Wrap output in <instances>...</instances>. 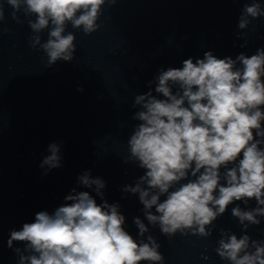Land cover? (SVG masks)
I'll use <instances>...</instances> for the list:
<instances>
[{"label":"clouds","instance_id":"clouds-1","mask_svg":"<svg viewBox=\"0 0 264 264\" xmlns=\"http://www.w3.org/2000/svg\"><path fill=\"white\" fill-rule=\"evenodd\" d=\"M5 2L17 23V13L23 11L33 33L31 46H39L52 66L74 59L76 38L66 32L67 25L85 35L96 32L102 6L116 0ZM261 16L264 5L258 0L245 3L238 28L246 29ZM4 18L0 3V21ZM46 30L48 38L42 42ZM132 107L138 109L132 116L138 123L128 139L129 160L144 174L123 191L138 195L143 205L148 224L133 218L140 239L126 230L119 203L104 198L106 182L86 170L77 184L92 189L102 202L73 188L51 213L38 211L33 222L11 230L7 246L23 244V249L14 248L17 264H163L160 244L148 225L168 237L177 232L208 237L209 226L230 204L247 205L253 199L255 208L244 210L237 204L231 210L244 233L238 238L221 229L215 251L229 264H264V241L247 234L248 226L259 225L264 217V47L235 58L205 51L202 58L185 59L180 68H161ZM47 152L39 165L45 174L62 166L61 143H50Z\"/></svg>","mask_w":264,"mask_h":264},{"label":"water","instance_id":"water-1","mask_svg":"<svg viewBox=\"0 0 264 264\" xmlns=\"http://www.w3.org/2000/svg\"><path fill=\"white\" fill-rule=\"evenodd\" d=\"M251 2H106L96 32L85 35L67 25L66 32L76 38L74 59L49 66L43 50L31 46L33 33L23 11L17 13V23L12 8L0 0L5 12L0 21V264H17L14 248L23 249L21 242L7 246L10 231L33 222L38 211L51 213L71 189L89 191L97 203L102 202L92 189L77 184L86 170L106 182L104 198L119 203L126 230L140 239L133 218L148 224L143 205L138 195L123 191L144 174L129 160L128 139L138 123L132 119L138 110L132 107L134 99L149 90V81L161 68H180L185 59L202 58L205 51L235 58L264 47V16L252 19L246 29L238 28L244 4ZM258 2L264 5V0ZM41 37L42 42L47 40V30ZM80 87L82 92L77 91ZM52 142L61 143L62 166L45 174L39 165ZM237 204L244 210L257 206L254 199L247 205L230 204L209 226L208 237L191 232L168 237L158 226L148 225L149 234L160 244L163 264H229L215 249L221 229L238 238L244 233L231 212ZM259 219V225L248 226L247 234L264 241V217Z\"/></svg>","mask_w":264,"mask_h":264}]
</instances>
